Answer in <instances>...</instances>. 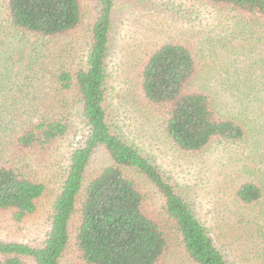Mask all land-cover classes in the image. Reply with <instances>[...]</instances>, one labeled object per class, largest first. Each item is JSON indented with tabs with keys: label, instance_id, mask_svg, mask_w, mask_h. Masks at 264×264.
<instances>
[{
	"label": "trees",
	"instance_id": "16d2710c",
	"mask_svg": "<svg viewBox=\"0 0 264 264\" xmlns=\"http://www.w3.org/2000/svg\"><path fill=\"white\" fill-rule=\"evenodd\" d=\"M206 1L264 28V0ZM3 3L5 31L22 39L56 42L57 49L70 47L74 54L81 39L88 49L78 65L60 57L37 60L41 79L36 87L18 84L24 103L14 100L16 113H0V157L9 159L0 164V213H10L18 224L36 213L46 193L26 161L69 134L72 123L66 108L72 104L85 130L70 154L44 240L36 245L0 241V264H62L69 255L75 264H168L174 249L184 264H232L193 204L111 120L107 85L115 0H95L86 33L82 0ZM67 39V45L59 43ZM262 55L264 59V50ZM138 67L137 108L157 116L165 141L182 154L203 153L214 144H242L249 137L251 153L264 148V89L257 93L259 102L251 101L246 117L241 107L242 116H228L214 108L207 94L187 91L198 70L187 45L163 44L148 52ZM98 154L107 163L94 170ZM232 196L237 207L253 214L247 220L234 211L244 236L262 246L264 176L249 177L232 189ZM250 224L253 227L247 228Z\"/></svg>",
	"mask_w": 264,
	"mask_h": 264
},
{
	"label": "rangeland",
	"instance_id": "374dc122",
	"mask_svg": "<svg viewBox=\"0 0 264 264\" xmlns=\"http://www.w3.org/2000/svg\"><path fill=\"white\" fill-rule=\"evenodd\" d=\"M3 2L0 0V113L7 116L17 112L14 100L20 98L24 103V93H17L18 84L29 82L36 87L41 79L39 69L34 66L37 60L46 62L45 57L52 61L60 57L78 65L84 63L88 46L87 41L77 39L79 50L75 49L74 54L70 47L65 51L57 49L56 42L22 39L5 31L1 28ZM82 2L85 11L82 31L86 33L93 20L95 0ZM111 37L107 95L113 124L177 185L232 264H264V242L260 246L244 236L234 211L247 220L253 214L237 207L232 196V189L249 177L263 178L264 148L256 155L251 153L253 140L248 136V141L242 144H214L203 153L182 154L165 141L157 116L140 111L136 105L140 100L136 83L138 65L148 52L175 42L191 48L198 66L187 91L207 94L214 108L228 116H242L241 107L246 117L251 101L259 102L257 93L264 89V28L247 24L230 9L206 0H115ZM64 41L59 43L67 45L69 40ZM237 82L239 86L235 85ZM27 90L31 93V86ZM71 106L66 108L72 123L69 134L26 161L30 171L46 186L36 213L19 224L10 213H0V241L36 245L44 240L49 230L48 216L65 178L70 154L79 147L85 132L75 106ZM258 115L251 114V118ZM248 122L252 125L249 119ZM9 152L11 148L6 151ZM4 158L5 155L0 157V164L9 160ZM106 163L104 156L98 154L92 167L99 169ZM262 236L264 240V233ZM170 256L168 264H184L175 249ZM74 262L69 255L62 264Z\"/></svg>",
	"mask_w": 264,
	"mask_h": 264
}]
</instances>
